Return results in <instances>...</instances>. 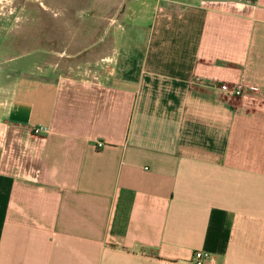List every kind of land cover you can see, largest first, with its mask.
<instances>
[{
    "label": "crops",
    "instance_id": "0c3cea01",
    "mask_svg": "<svg viewBox=\"0 0 264 264\" xmlns=\"http://www.w3.org/2000/svg\"><path fill=\"white\" fill-rule=\"evenodd\" d=\"M112 6L94 60L0 67V264H264V0Z\"/></svg>",
    "mask_w": 264,
    "mask_h": 264
},
{
    "label": "rangeland",
    "instance_id": "374dc122",
    "mask_svg": "<svg viewBox=\"0 0 264 264\" xmlns=\"http://www.w3.org/2000/svg\"><path fill=\"white\" fill-rule=\"evenodd\" d=\"M117 2L0 0V67L21 66L44 51L57 66L78 68L87 47L94 60L97 31L112 21L116 13L112 4Z\"/></svg>",
    "mask_w": 264,
    "mask_h": 264
},
{
    "label": "built area",
    "instance_id": "2783aa9c",
    "mask_svg": "<svg viewBox=\"0 0 264 264\" xmlns=\"http://www.w3.org/2000/svg\"><path fill=\"white\" fill-rule=\"evenodd\" d=\"M221 88L233 96L242 95L245 92L254 91L258 92L259 90L255 85L248 81H241L235 83L232 86L227 84H222ZM34 132L40 133L46 130L45 126H35ZM167 264H216L215 258L211 251L205 249H198L193 252L191 259L186 261H173Z\"/></svg>",
    "mask_w": 264,
    "mask_h": 264
}]
</instances>
